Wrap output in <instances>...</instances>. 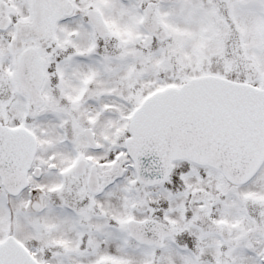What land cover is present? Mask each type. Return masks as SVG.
Listing matches in <instances>:
<instances>
[{
	"label": "snow or ice",
	"instance_id": "obj_1",
	"mask_svg": "<svg viewBox=\"0 0 264 264\" xmlns=\"http://www.w3.org/2000/svg\"><path fill=\"white\" fill-rule=\"evenodd\" d=\"M0 264H264V0H0Z\"/></svg>",
	"mask_w": 264,
	"mask_h": 264
}]
</instances>
